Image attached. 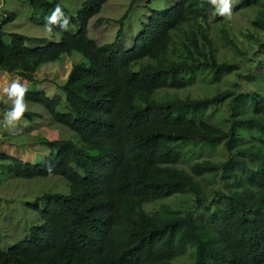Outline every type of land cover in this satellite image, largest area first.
Wrapping results in <instances>:
<instances>
[{
    "label": "trees",
    "instance_id": "trees-1",
    "mask_svg": "<svg viewBox=\"0 0 264 264\" xmlns=\"http://www.w3.org/2000/svg\"><path fill=\"white\" fill-rule=\"evenodd\" d=\"M110 1L25 0L43 29L64 8L70 30L54 26L51 42L7 31L15 14L0 24V71L76 135L44 141L36 163L0 152L17 179L64 181L38 198L29 237L0 246V264H264V0L232 7L252 12L242 34L232 17L210 22V0H172L144 15L132 47L138 0L113 42L90 35ZM74 53L82 60L58 91L36 88L50 81L42 69Z\"/></svg>",
    "mask_w": 264,
    "mask_h": 264
},
{
    "label": "rangeland",
    "instance_id": "rangeland-1",
    "mask_svg": "<svg viewBox=\"0 0 264 264\" xmlns=\"http://www.w3.org/2000/svg\"><path fill=\"white\" fill-rule=\"evenodd\" d=\"M24 1L0 0V24H3L6 15L15 14L18 16V20L5 25L7 31L19 30L39 38L47 36L49 42H51L54 39L53 36L32 23L30 19L31 5ZM62 1L79 10L85 0ZM133 1L111 0L104 7L102 13L91 21V37L99 43L113 42L121 27L120 20L126 14ZM243 1L233 0L232 7L235 5L240 6ZM171 5L172 0H138L125 26L124 43L126 46L132 47L135 38L140 34L142 20L146 13H150L154 9L161 11ZM242 13H236L230 21L238 34L239 32L247 31L250 20L253 17L252 12ZM219 17L212 10L210 22L214 24ZM57 40H59L58 37ZM39 45H42V42ZM260 49L259 56L264 57V47H260ZM259 56L255 54L256 59ZM81 60V56L74 53L71 57L66 56L63 60L50 63L49 66L41 71V74L45 75L50 81L38 84V87H36V84H29L30 87L42 88L51 92L58 91L57 86L63 84L67 79L72 65ZM253 70H256V65H253ZM18 79L20 80L19 76L14 78L13 75L0 71V121L3 120V114L6 109L10 107V102L5 103L6 97L3 94V89ZM231 81H233L232 78ZM63 99L64 103L60 107L61 111H65L66 98L63 97ZM26 103L28 111L17 124L14 131L0 128V152H8L16 157L28 161L31 160L29 163H36V158H44L47 155V151L42 148L44 141H49L53 138L70 140L76 135L69 128L53 122L51 116L40 105L30 102ZM5 167L6 164L0 165V246L3 250L8 251L17 241L28 238L33 227L40 225V214L35 209L36 204L42 206V201L38 198L48 191L52 183L62 182L64 185V181L60 180V177H49L44 180L17 179L12 172L6 171ZM185 196L192 197L193 194L188 193ZM184 204L186 205L185 207L191 206L192 201L185 199Z\"/></svg>",
    "mask_w": 264,
    "mask_h": 264
},
{
    "label": "clouds",
    "instance_id": "clouds-1",
    "mask_svg": "<svg viewBox=\"0 0 264 264\" xmlns=\"http://www.w3.org/2000/svg\"><path fill=\"white\" fill-rule=\"evenodd\" d=\"M215 13L226 19L232 17L233 0H210ZM54 26L61 32L70 30V19L66 16L64 8L57 3L51 13L44 18V29L47 33H54ZM27 89L18 80L3 89V94L6 97L5 103L10 102V107L3 114V120L0 121V128L14 131L17 124L25 116L28 111V105L25 101Z\"/></svg>",
    "mask_w": 264,
    "mask_h": 264
}]
</instances>
